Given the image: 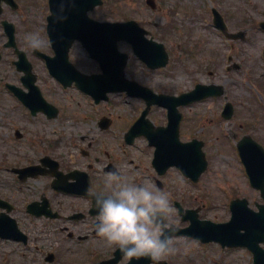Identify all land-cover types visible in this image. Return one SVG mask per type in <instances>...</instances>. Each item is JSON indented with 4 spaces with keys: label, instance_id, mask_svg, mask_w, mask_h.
Segmentation results:
<instances>
[{
    "label": "flooded vegetation",
    "instance_id": "flooded-vegetation-1",
    "mask_svg": "<svg viewBox=\"0 0 264 264\" xmlns=\"http://www.w3.org/2000/svg\"><path fill=\"white\" fill-rule=\"evenodd\" d=\"M121 1L145 6L143 13L137 10V21L146 37L163 43L172 70L187 69L183 88L174 80L156 89L150 75H159L160 69L139 60L141 84L172 95L198 84L211 90L212 95L178 106L180 129L198 128L188 140L201 146L207 168L215 151L243 167L242 174L238 150L264 162V30L259 27L264 18L239 15L235 6L228 14L232 0ZM58 4L63 20L79 12L73 0ZM112 7L113 0H102L87 14L111 21ZM50 14V0H0V264H97L112 257L116 247L96 234L95 209L86 190L101 186L113 169L133 182L162 188L161 179L171 169L160 175L165 158L157 160L155 136L136 135L129 141L127 125L118 126L104 105L98 113L88 110V104L81 110L80 100L71 94L77 78L64 62L59 77L50 72L40 55H52ZM30 32H39L41 47L28 46ZM69 58L81 69L72 49ZM61 76L68 80L67 88ZM153 108L152 123L165 125L166 109L151 105L147 112ZM78 120L85 131L78 132ZM235 170L240 171L238 165ZM242 178L246 193H259L246 174Z\"/></svg>",
    "mask_w": 264,
    "mask_h": 264
},
{
    "label": "rangeland",
    "instance_id": "rangeland-1",
    "mask_svg": "<svg viewBox=\"0 0 264 264\" xmlns=\"http://www.w3.org/2000/svg\"><path fill=\"white\" fill-rule=\"evenodd\" d=\"M233 6L236 7L235 10L239 15L247 14L251 17L255 16L256 21L264 18V0H232L230 7H225L227 8L226 11L228 14H231ZM112 10L113 19H125L128 17L137 19L140 13H143V11H145L146 9L145 6L137 5L132 7L130 4L124 3L121 0H113ZM137 10L140 11V13L137 12ZM242 20H244V17L240 18V21L243 25ZM256 30H258V28H256ZM74 54L76 58L80 60L81 68H93L89 63L84 65L82 61L84 58L82 55V51L76 49L74 50ZM129 62L130 63L128 65L129 67L127 69V73L130 77L137 79L141 75L139 71V64L132 56L130 57ZM173 66L174 64L170 63V66L161 71L159 75H150L152 76L151 82L154 84L156 89H165L167 88V85L169 83H172L174 80L176 81L179 88H183V74L185 73V69L178 67L172 70L171 68H173ZM164 73H167L168 75L166 76L164 75ZM110 99L106 104H104L105 114H109L110 116H112L118 126L124 128L122 124H125L129 128V126L133 122H130V120L132 118H135L138 113V107L140 106L138 104V100L134 98H128L129 101L126 102L123 96H120L119 93L113 94L112 99ZM83 105L84 102L82 101V107ZM155 110L156 108H153V110L150 112L151 117L156 116ZM77 124L79 125L77 127L78 132L81 129L85 131L83 123H80L78 120ZM65 126L67 128L69 127V121L65 122ZM193 134H197L196 130L192 128H185L183 129L181 137L184 139L192 136ZM95 136L97 137V134H95ZM109 136L111 137L110 134ZM140 141L137 142L140 143ZM215 153L217 154V156L214 158V161H212V165L209 166L206 174L197 185L188 186L186 181L183 180L181 176L170 172L166 177L168 182L166 184V189L164 190L168 191L169 187L172 193V197H176V199L180 201L185 207H196L199 205L201 207L200 212L202 216L216 221H221L227 219L228 213L223 207V203L225 202L224 196H214L217 193L216 187L218 186V190L220 191L223 189L232 191L238 187L243 190V179L239 174L235 173V162L230 156L219 151H215ZM140 171L142 172V169H140ZM140 179H143V177H141ZM209 186L211 188V193H209L208 198H206L203 189L208 190ZM248 200L252 207L255 201H261L258 195L248 197ZM172 214L175 216L179 226L187 225V222L180 220L179 216L176 213V210H174L173 208V205ZM173 239L176 242V251L175 253L169 254L167 256L166 260H168L169 264H252L251 253L249 251L236 249L230 251L227 250L224 252V250L216 244H200L206 246H199V243L197 241L194 240V243L190 239L185 240L183 236H179ZM222 252L224 253L222 254ZM221 254L222 256L218 257Z\"/></svg>",
    "mask_w": 264,
    "mask_h": 264
},
{
    "label": "clouds",
    "instance_id": "clouds-1",
    "mask_svg": "<svg viewBox=\"0 0 264 264\" xmlns=\"http://www.w3.org/2000/svg\"><path fill=\"white\" fill-rule=\"evenodd\" d=\"M64 18L54 16L55 20ZM26 40L31 48L43 43L39 32L28 33ZM86 191L95 209L96 234L119 248L125 262L147 258L149 264H158L175 253L173 234L179 224L172 214L168 191L148 182H133L116 169L104 176L101 186Z\"/></svg>",
    "mask_w": 264,
    "mask_h": 264
},
{
    "label": "water",
    "instance_id": "water-1",
    "mask_svg": "<svg viewBox=\"0 0 264 264\" xmlns=\"http://www.w3.org/2000/svg\"><path fill=\"white\" fill-rule=\"evenodd\" d=\"M95 28L98 30L97 32L104 31V30H112L113 35H112V37L111 36H100V35H93L91 37L81 36L79 39L82 41L83 45L87 49H89L90 54L99 61L101 68L104 71V74L102 75L103 77L108 76L110 73H113V74L118 73L120 75V70H118L114 65L116 63L120 62L121 64L119 65V67H120V69H122V65L124 63V60H123V58L120 59L121 55L118 54V52L116 50V40L120 39V37H122V35H124V33L127 31L126 26L124 24L114 23V24H104V26H97ZM128 37L132 40L136 39V37L132 34H129ZM54 40L56 42L58 41L57 38H55ZM122 84H123V87H126L128 90L131 87L136 86L133 83H127V82H122ZM101 86H102V84H101ZM93 87L98 88V87H100V85L94 84ZM112 88L121 89L117 85L115 87H112ZM262 217H264V215H262ZM236 219L237 220H244L245 216L244 215H240V216L237 215ZM192 225H194V222ZM192 225L189 228H187L186 230L189 233L194 234L193 232H191V231H193V227H194V226L192 227ZM197 236L201 237V233H198ZM256 245H254L253 248L255 250H259L257 253H260V256L255 257V260H256V258H258V260H256V262L257 263L259 262L260 264H264V252H263L264 250L260 251L262 249H260L258 246L256 247ZM147 263H148L147 259L133 260L130 262V264H147Z\"/></svg>",
    "mask_w": 264,
    "mask_h": 264
}]
</instances>
